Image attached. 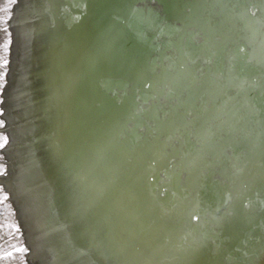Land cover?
<instances>
[{"label":"bare ground","instance_id":"bare-ground-1","mask_svg":"<svg viewBox=\"0 0 264 264\" xmlns=\"http://www.w3.org/2000/svg\"><path fill=\"white\" fill-rule=\"evenodd\" d=\"M250 1L0 0V264H192L204 230L214 251L197 264H264V0ZM206 153L208 179L190 163ZM237 203L257 249L236 233L216 254L211 223Z\"/></svg>","mask_w":264,"mask_h":264},{"label":"water","instance_id":"water-1","mask_svg":"<svg viewBox=\"0 0 264 264\" xmlns=\"http://www.w3.org/2000/svg\"><path fill=\"white\" fill-rule=\"evenodd\" d=\"M242 1L245 2V6H243V7H247L246 6V0H242ZM252 1H254V0H252ZM252 1H250V2H252ZM235 2L237 3V5L239 4L238 0H231V3H233L232 6L236 5ZM215 4H216V2L209 4L205 7L206 8H218ZM243 7L238 6V8H236L234 10L235 11L239 10L241 13L240 15H242L243 17H247V19L250 21V19H252L251 18L252 13H247L245 10L246 8H243ZM176 14H178V18H175V14L173 13L172 17H170L169 26H174V27L181 30L182 25H184V23H185L184 19L182 18L183 13H182L181 9L179 10V13L176 12ZM179 78H177V79H179ZM174 88H175V94L173 92L174 91L173 87L168 88V91H170V97L168 98L170 100L169 109H171L175 113L179 109V113H176V114H177V116L181 117V119H182L183 116H180V109H181L180 106L183 105V103H181V105H180V102H176L178 92L181 91L180 85H179V80L176 83V85L174 86ZM163 89L167 91V89L165 87ZM207 120H208V124H206V126H209L210 122H216V120L212 119V118H208ZM139 121H141L140 115H138L135 118L134 124L136 125V124L140 123ZM211 125H212V123H211ZM155 134H156V132H155ZM217 134L218 135L215 138L216 139L215 142H218L219 144H221L220 145L221 147H223V145H225L226 143L230 142V138L228 137V135L220 134V132L219 133L217 132ZM145 143L147 145H151V142H145ZM142 147H145V146L140 145V148H142ZM208 154H210V153H208ZM208 154L206 156L204 155L203 157L196 155V156H194V158H191L192 162H190L192 164V166L191 165L190 166L195 167V169L199 171L200 176L201 177H207V179L211 175V171L213 170L214 167H216V170H217V165L212 163V161L210 159L211 156H208ZM204 169L208 170V172H204L203 171ZM216 170L214 169L215 172H216ZM218 170H219V167H218ZM223 172H224V170H223ZM231 174L227 177V180L229 182V185L234 186L237 183H235V180H233V176ZM212 184H213V182H212ZM216 186H217L216 183H214V185L209 187V189H208L209 192L210 193L217 192ZM231 206L232 205H230V208H231ZM239 206H241V207H239ZM230 208L226 209V208L222 207L224 217H222V219L217 217V223L216 224L218 225V227L216 226V224L214 222L211 223L213 226V230H214V232H216L215 234L218 237L217 243L220 242V244H221V246L219 244H217V250L218 251H216V252H218V253H216V254H220V253H222V251L225 253L226 250L228 251L229 249L234 250V242L232 239L234 237H236V233H237V236H239L241 247H244V249H245L244 251L248 252L247 249H249V250L250 249L251 250L257 249V248H254V247H256V243L252 245L251 240H254L255 235H253V233L251 234V232L259 231L257 228L258 227L260 228V225H259L260 223L257 221V223H259V224L256 223L255 230H253L252 229L253 226L249 227L250 221H252V220L250 218H247V216L244 217V215H243L246 207L241 205V203H237V206H235L234 210H231ZM247 212H249V211L247 210ZM222 220H224V221H222ZM242 220H244V221H242ZM209 234L212 235L210 232H208V233L205 232V230L202 234V240H201L202 245H204V247H208V248L202 247L201 251L203 252V254H201V255H207L208 256L209 253H213V251H214V248H211V246L208 245L209 240L213 241V239H214V238L212 239ZM258 235H260V233H258ZM212 237H213V235H212ZM221 241L224 244H227V243L229 244V242H230L231 245L229 244L230 246L226 245L222 248V242ZM248 254L245 255L246 258L248 257ZM232 256H233V254H230L231 258H233ZM249 256H251V259L253 258V254L250 253Z\"/></svg>","mask_w":264,"mask_h":264},{"label":"snow or ice","instance_id":"snow-or-ice-1","mask_svg":"<svg viewBox=\"0 0 264 264\" xmlns=\"http://www.w3.org/2000/svg\"><path fill=\"white\" fill-rule=\"evenodd\" d=\"M5 30H7V29L5 28ZM10 43H11V40H10V38H9V39L6 40V41L4 42V44L2 45L3 50H4L5 52L8 51V46H9ZM2 64H3L4 66H6V65L8 64V61H7V60H3V61H2ZM3 76H4V73L0 72V79H2ZM3 126H4V122H3V121H0V127H3ZM6 139H7L6 137H4V136H0V149H3V148L5 147V145H6ZM3 171H4V166H3V165H0V173H2ZM3 199H6V197H0V200H3ZM68 214H69L70 216H71V215H74V211L70 209ZM191 218H192V220H196V219H197V216L193 215ZM17 230H18V229H17ZM202 247H204V245H200V246H199V248H202ZM199 248L195 249L194 252H193V254H192V264H197L198 257H197L196 254L198 253ZM16 251H17V252H27L28 250L25 249L23 246H21V247L17 248Z\"/></svg>","mask_w":264,"mask_h":264},{"label":"rangeland","instance_id":"rangeland-1","mask_svg":"<svg viewBox=\"0 0 264 264\" xmlns=\"http://www.w3.org/2000/svg\"><path fill=\"white\" fill-rule=\"evenodd\" d=\"M0 40H1V36H0ZM97 102H98V100H97ZM96 109H97V104H96ZM11 210H12V209H10L9 212H11V214L13 215L15 209H13L12 211H11ZM5 218H6V217H4V219H5ZM10 220H11V218H9V217L7 218V221H6V219H5V221H6L7 224H8V225H7L8 227H11V225H12V224L10 223V222H11ZM20 233H21V231H20ZM21 234H22V233H21Z\"/></svg>","mask_w":264,"mask_h":264}]
</instances>
